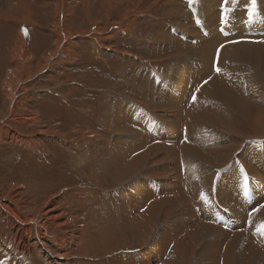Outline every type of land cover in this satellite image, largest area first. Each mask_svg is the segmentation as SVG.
<instances>
[{
    "label": "rangeland",
    "instance_id": "1",
    "mask_svg": "<svg viewBox=\"0 0 264 264\" xmlns=\"http://www.w3.org/2000/svg\"><path fill=\"white\" fill-rule=\"evenodd\" d=\"M160 1L0 0V264H165L166 260L170 264H185L174 249L170 250L179 238L186 239L192 247L193 260H199L204 252L209 259L214 252L217 259L222 257L234 238L240 240L235 254L247 253L250 246L260 252L261 244L264 245V218L258 217L264 208V97L258 95L240 96L241 102L251 108L243 105L249 120L226 104L221 105L220 100H211L208 110L223 111L225 115L219 127L208 125V131L203 129L201 138H207L204 134L216 138L214 146L209 145L206 150L214 148L219 153L212 168L183 173L190 182L185 191L192 196L188 201L200 199L204 205L199 209L204 214L194 212L179 219L172 216L173 221L166 223L167 230H163L167 220L158 214L155 230L143 227V233L136 234L137 231L127 229L128 225L141 222L146 208L151 207L144 205V199H148L147 184L166 198H180V193L176 184L166 182L163 176L147 179V184H143L146 182L143 174L148 170L137 176L126 171L125 180L115 178L121 173H111L105 163L106 159L110 162L116 157L112 149L103 157L102 144L115 148L121 140L122 145H128L140 135L154 139L173 136L179 143L176 145H180L182 135L167 125L179 106L167 108L164 104L165 100L169 103L180 99L183 93L186 101L192 96L190 89L200 95L198 90L202 87L196 90L194 83L201 82L198 77L203 75L201 45L183 42L199 38V42L206 44L202 38L205 35L195 31L192 37L190 32L195 29H191L189 20L196 18L201 21L199 29L203 24L209 31L221 25L224 18L237 19L239 27L246 24L243 11L239 16L242 7L239 9L236 5L243 4V0H224L230 9L234 8L226 14H218L220 6H214L212 22L208 20L210 11H206L203 0H162L165 2L162 7ZM263 1L260 0L261 12L255 14L259 24H264ZM234 4L236 7H232ZM191 10H195L197 17H191ZM125 20L130 24L128 30L123 28ZM227 31L217 37L234 32L230 28ZM261 35L264 39V31ZM230 38L234 42L237 36ZM178 43L182 50L175 48ZM23 46L26 49L22 50ZM215 50L214 47L211 55ZM244 60H222L223 67L226 70L228 63V73L233 77L238 68H232L231 63L240 64L242 70L243 64L247 65L251 71L248 75L264 90V78H257L252 64ZM21 62L25 66L20 76ZM178 71L190 77V87L184 88L185 77L180 80ZM152 75L160 79L153 80ZM16 77L21 82L14 85ZM11 80L13 90L8 87ZM212 83L210 80L204 89L213 86ZM225 84L227 89L229 84ZM220 90L218 86L216 96ZM159 102L161 107L157 110ZM131 110L155 114L157 119L159 114L164 121H160L157 129L148 128L149 133L131 121L136 126L130 128L135 136L133 133L126 136L116 123L117 118L123 120ZM145 121L149 126L150 119ZM189 136L192 135L188 130ZM117 146L121 148L120 143ZM176 149L180 157L163 152L161 163L165 157H172L186 164L185 160L181 161L182 146ZM137 156L129 158L140 157ZM237 158L238 162L234 163ZM255 165L259 175L255 174ZM223 168L225 172L221 175ZM255 194L259 198H253ZM195 202L196 205L198 202ZM5 205L8 212L15 214H9ZM90 217L101 230L106 250L88 246L89 233L81 228L88 224ZM255 225L262 231L259 238L252 229ZM210 226L222 227L226 236H219ZM245 231L257 238H249L247 234L240 237ZM43 235H46L45 241ZM159 237H163L164 243ZM186 247L181 249L185 256L189 254ZM257 255L251 253V257ZM256 258L247 264H264ZM229 264L237 263L230 261Z\"/></svg>",
    "mask_w": 264,
    "mask_h": 264
},
{
    "label": "bare ground",
    "instance_id": "2",
    "mask_svg": "<svg viewBox=\"0 0 264 264\" xmlns=\"http://www.w3.org/2000/svg\"><path fill=\"white\" fill-rule=\"evenodd\" d=\"M211 2L213 3V1H211ZM212 3H210V5H209L210 14H209V19L208 20L210 22H212V20L213 21L215 20V15L213 14L215 11L210 9V8H212ZM263 4H264V1H263ZM211 11L213 13H211ZM25 17H23V18H25ZM217 17L220 18L221 16L220 17L217 16ZM22 20H24V19H22ZM223 21H225V22H224V24L221 23V25L224 26L226 30H227V28H230L228 26H230L232 24L231 20H228V19L226 20L224 18ZM123 28L128 30L130 28V24L128 25V23L125 22ZM230 30H231V28H230ZM197 31L199 32V31H202V30L200 29V30H197ZM217 33H219V32H217ZM233 33L234 32L227 33V34L230 37V36L233 35ZM229 37H226L225 40H228ZM210 48H212V47L208 46V48L206 49L207 52H209ZM21 49L22 50L26 49V46H23ZM177 49L180 50L179 47ZM22 50L20 51L21 54H22ZM178 50H177V52H178ZM247 53H248V51H247ZM201 55H202V62L204 64L202 66L203 67L202 71L204 73H206L205 77H209L205 81H202V79L200 77H198L199 80H201V82H199L197 84L194 83V89L198 90L200 87H202L200 90H198V91H200V95L201 96L200 95L198 96L194 90L190 89V91L189 90L188 91L192 92L191 93L192 96L187 98L186 101H185V97L186 96L183 93V94H181L180 99L179 98H178V100L175 99L174 102H169V103H168L167 100H165L167 103L165 102V104H164L167 108H171L173 105L174 106H179L174 113L170 110L172 112V114L169 117V121H167L168 122L167 125H169L168 127H170L171 131L177 132V134L179 133V135H182L180 145H176V144H179V143H178L177 140L175 141V137H173V136L164 137V138H160V139H156V138L154 139V137H152V136L144 137V136H140V135H137L135 139L133 138L128 145H124V144L122 145L121 140H119L120 142H118V143L116 142V147L115 148L114 147L109 148L108 143H103L102 144L101 151H102V154L105 153V154H103V157H106L107 155H109L108 151L110 149H112L113 156L116 157V159L114 158L115 160H112L110 162H109V160L106 159V163H105V167L108 168V169H111L110 170L111 173L113 172V174L115 173V175L121 173L115 178H117L119 180L120 179L121 180H125L126 174L128 173V172L126 173V171H129V173L131 175H136L137 176L141 172H143L145 170H148V171H146L145 174H143V178H146V182L143 183V184H147V179L148 180L149 179H154L155 180V179L158 178V176L159 177L163 176V179L166 182H168V181H170L171 183L174 182L176 184L178 190H179V193H180L179 197L180 198H174V197L173 198H166L165 194L159 193L155 188L149 187L148 184H147L146 193H147L148 199L147 200L144 199V205L145 206L148 205L149 207L150 206L151 207L149 209L146 208V210L144 212L145 214L143 215L144 216L143 220L141 222H137L135 224L127 226V229L129 231H132V232L137 231L136 234H142L143 233V231H142L143 227H145V228L149 227V228L155 230L156 229V225H157L155 217L158 214H161L163 216V218L165 220H167V222H165V224L163 225V227H164L163 230H167L168 229V227L166 226V223L172 222L173 221L172 219H174V218L179 219V217H182V216L183 217H186L188 215L191 216V213H194V212L200 213V214H204L203 212L200 211L201 209H199V208H201L204 205L201 202L200 199L197 198V199H193V200L188 201V199H190L192 196L190 194L185 193V191H186V185H190V182L183 176V173L192 172L195 169H205L206 167L212 168L213 167V163L212 162H213L214 158L216 157V155L219 153L214 148H210V149L206 150L209 145L212 146V147L214 146V142H215L216 138L212 139L207 134H204V136L206 135V137H207L206 139H202L201 138L202 135H203V134H201L203 132V129L208 131L209 130L208 125H211L213 127H216V126L219 127V125L223 121V117L225 115L223 111L208 110V109H210L211 100H214L216 98L217 100H220V103H222L221 105H225L226 104L232 110L233 109L235 110V107H237V105H238V103H240V101L229 90L225 89V85H226L225 82L223 83L220 80V77L223 74H225V71H222L224 61L223 62H219L220 60L218 62L216 60L213 61L214 58H215L214 57L215 53L210 56V57H212V59H209L203 53V51L201 52ZM222 56L224 57L222 60H225V58L227 59L225 54L224 55L222 54ZM18 57H19V54H18ZM245 57L247 58L248 56L245 55ZM22 58H24V57L22 56ZM249 58H250V60L253 61V64H255V65L264 63V47H260L258 50H255V54H253V52H252V54L249 55ZM26 60H28V59H26ZM190 64L191 63H189V66H190ZM24 66H25V62H24V64H23V62H21L19 64V68H18L19 71L18 72H19L20 76L23 74V72H21V71L23 70ZM217 73H220V74L217 76L216 75ZM177 75H178V78L180 80L184 76V75H182V72H180V71L177 72ZM211 75L212 76L214 75L215 79H212ZM184 77H185V80H186V82H185V80H184V82H182L184 88H186V86L190 87V82H189L190 81V77H186V76H184ZM15 79H14L15 81L13 80V84L14 85H16L18 82H21V80L18 77H16ZM210 80H213V83H212L213 86L209 85L206 89H204V87L209 84ZM13 84H12V80L9 81V83H8V87H10V89H12V90L14 89L13 88ZM218 86H221V90H220L219 95L216 96L215 95V91L218 88ZM208 88H210V89H208ZM9 94H10V92H9ZM223 96H225L226 98L223 99ZM198 98H199V100H198ZM160 99H161V97H160ZM178 101L180 102V104H177ZM184 103H186V104H184ZM156 105H158L157 108L154 107V106H152V107L156 108L157 110L160 109V107H161L160 102L158 104H156ZM243 105L240 104L238 106L237 111L236 110L235 111L237 113H239V111L241 113H243ZM240 107L242 108V111L240 110ZM201 109H205V110H201ZM117 115H118V113H117ZM127 116L125 114L123 120H120V119L117 118L116 125H117V128L119 130H121V132H123V134H125L126 136H129V134L131 135V133H133V132H131L130 128H133V127H136V126L132 125V123L128 119L129 116L128 117ZM157 116H158V119L159 118L161 119L160 121L163 120L162 116H160L159 114ZM244 116L247 119L249 118L248 117L249 115H247V114H245ZM133 118H134V120H136L135 117H133ZM137 127H142V126H137ZM188 130H189V133L192 136L188 137ZM149 131H150V129H148V133H149ZM210 133H211V131H210ZM133 135L135 136L134 133H133ZM155 135H157V134L155 133ZM12 140H13V138H12ZM124 142L125 141L123 140V143ZM15 143H17V142H15ZM119 143L121 144V148L117 146ZM181 146H182L181 151L184 154V157L182 158L181 161L183 162L185 160L186 164L179 163L176 160L174 161V159L172 157H165L166 159H165L164 163H161L163 161V159H164V156L161 157L160 154H163V152L171 153L174 158L180 157V155H178L179 152L176 149V147L180 148ZM134 150H137V151L133 152ZM206 151H209V152L206 154L205 153ZM121 153H123L124 156L121 155ZM157 153H159V154L157 155ZM135 155H138L140 157L137 158V159L134 158L133 160H135V159L136 160L133 162V160L131 158H129V157L130 156L134 157ZM220 155H221V153H220ZM126 156H127V159L125 158ZM126 162H127V164H126ZM202 164H203V166H202ZM151 165H152V167H151ZM254 170L257 171V173H255L256 175L260 174L259 168L256 165H255ZM171 174L173 175L172 178L169 177ZM211 189H212V185L210 186V190ZM159 194H161L162 196L159 195ZM211 194H212V191H211ZM70 196H72V195H70ZM195 201H197L200 204L198 205V203H197L195 205L194 204V203H196ZM222 201L223 200H221V202ZM131 202H127V204L131 203ZM223 203H224V201H223ZM139 204H141V203H139ZM136 206H137V204H136ZM159 206H162L163 209L161 207H159ZM206 206H208V205H206ZM5 208H6L7 212H8L9 209L7 208L6 205H5ZM128 209H130V208H128ZM259 212L261 213V214L258 215L259 219H263L264 218V208L262 210H260ZM8 213L9 214H15V212H12V211H10ZM141 213H142V211H141ZM15 216L17 217V219L20 218L18 214H16ZM172 216H174V218ZM134 221H137V220H134ZM179 225H180V223H179ZM179 225H177V226H179ZM83 226L84 227L81 228V229H85L89 233L88 240L91 241V242H90V245H88V246L94 245L99 250H106L105 245L107 243H103L102 242V238H101L102 235H101V232H100L101 230H99L100 228L97 227V225L95 223V220L90 217V219L88 220V224L85 223ZM257 227L258 226L255 225L252 229L256 232V234H257V236L259 238V236H260L259 233L262 232V231H259L260 229H259V227L258 228ZM210 228L214 232H218L219 236H221V237H225L226 236L225 233H224V230L221 229L222 227H220V226H212L211 227L210 226ZM102 233H103V231H102ZM95 234H97V235H95ZM244 234H247V236H249V238L251 237L252 239L257 238V236L253 237V235L250 232H248V231H245V233H243V234L240 233L239 236L242 237ZM160 235H162V234H157V236H160ZM42 237H43L42 239L44 241L47 239L46 235H43ZM168 237H169V235H168ZM162 238H160V240H162ZM167 239H169V238H167ZM171 239H172V237H171ZM234 239H235V241H233V243L231 242L232 244L228 245L226 247V251L224 253H222L223 254L222 257H218V259L216 257L217 254L215 255L216 252H214V255H212V259L210 258L211 260L207 256L208 253L204 252V253L200 254L199 260H197V258H196V260L195 259L193 260L192 247H190L188 245V243L185 242L186 239H183V238H179L177 240L175 246L171 247L170 250L174 249V251H176L177 255L179 256V259H181L185 264L186 263L187 264H191L190 263L191 261L193 263H195V262L199 263L200 262V264H213L215 262H217L216 264H219V262L221 264H229L230 261L233 262V263H237V264H247L250 259H255L256 257H257L256 259L264 261V259H263V257H264V245L262 246V244H261L260 252L257 251V250H254V247L250 246V250H248L247 253H243V254L239 255L237 253L235 254V252H236L235 249H237L236 244H237V242L240 243V240L236 239V238H234ZM222 242H223V240L220 241L219 243L222 245ZM159 243H160V241H159ZM163 243H164V241H163ZM185 245L187 246L186 248H187V250L189 252V254L187 256H185L181 252L182 251L181 249ZM94 246H93V248L95 249ZM169 246H170V244H169ZM217 246H218V244H217ZM83 247H85V246H83ZM210 247L214 250V246H210ZM219 247H222V246H219ZM215 248L217 249V247H215ZM90 249H91V247H90ZM96 252H99V251L97 250ZM252 252L256 253L258 255L251 257V253ZM260 254L263 256L261 259L259 257ZM113 264H114V262H113ZM165 264H170V263H169L168 260H166Z\"/></svg>",
    "mask_w": 264,
    "mask_h": 264
},
{
    "label": "crops",
    "instance_id": "3",
    "mask_svg": "<svg viewBox=\"0 0 264 264\" xmlns=\"http://www.w3.org/2000/svg\"><path fill=\"white\" fill-rule=\"evenodd\" d=\"M212 1H213V3L211 2V0H203V3H204V6H205L206 11L209 9V6L208 5L210 3H212V8H210L212 10L214 9V5L215 6H220V7H218V10H219L218 14H226V12L234 11V8H231L230 9V4L228 5V2H224V0H212ZM219 1H221V4H219ZM164 3L165 2L161 0L159 2L160 7H162L163 6L162 4H164ZM236 5H237V7L239 9H240V6L242 7L240 9L239 16H241L242 11H243V23H246V24H242V26L239 27L240 25L237 24V22H238L237 19L236 20L235 19H232V18H231L232 20L231 19H228V20H231V22H232V24L230 26H228V27H230L232 30H234L233 35H236L237 36V38L233 42L234 39H231L230 38L231 36L229 37L227 35L229 37V40H231L233 43L232 42L229 43V40L228 41L225 40L226 37H217L220 34V32L226 31V29H225L224 26L221 27L220 25H217L213 29V31H209V30H207L204 27L203 24H202L201 30L203 31V34L205 35V37H202V38L203 39L205 38V43L206 44H204L203 39H202L203 42H199V38H197L199 36V34H197V37H196L197 39L196 40L192 39V42H190V43L189 42H183V40H182V42L183 43H187V44L193 43V45L195 44L196 47H198L199 45H201V49H207L208 46H211L212 48H211V50L209 52H206V51L202 50L203 53L208 58H210V55L212 53V49H214V47H215L216 48L215 55H214L215 58H214L213 61L216 60L218 62L219 61V57L220 58L223 57L222 54L223 55L225 54V56L227 57V59L225 58V60H231V58H232V61L235 60V61L242 62L243 59H245L244 60V61H246L245 63L252 64V67L251 66L250 67H251V69L254 68L255 71L257 72V74H258L257 78L263 79L264 78V63L255 65V64H253V61L250 60V58H249V55H251L252 52H253V54H255V50H258L260 47H264V39H262V38L259 39L258 36H256L254 38V36L256 34L257 35L260 34V32H259L260 29H261V32L264 31V24L257 23L258 22V19H257L256 15H255V14L261 12L260 11L261 10V2H260V0H243V4L236 3ZM191 6H189V7H191ZM234 6H235V4L232 7H234ZM190 9H193V8H190ZM191 12H192V10H191ZM211 13H213V12L211 11ZM192 14H193V16H191V17H197L196 16V13H195V10H193ZM204 14H206V12H204ZM204 14H203V16H204ZM252 15H255L254 16L255 19H252V17H251ZM262 15L263 14L261 13V17H262ZM196 21H197L196 18L194 20H192V19L189 20V23H190L189 25H190L191 29L192 30L195 29V30H193V31L190 32L192 34V37H194V34L196 33L195 31L200 30L199 28L201 27V24H200L201 21H197L198 27L195 26ZM249 21H251V23H249ZM125 22H127V21L125 20ZM224 22H222V23L224 24ZM238 27H239V29L237 30ZM168 32L171 34V31H169V29H168ZM217 32H219V33H217ZM161 33L162 32L159 31L158 34H157V36L160 37L162 35ZM210 33H213V34L210 35ZM243 33H244V35H243ZM166 36H167L166 38L168 39V35H166ZM175 39H177V38H175ZM220 41H224L225 43L222 42V44H220ZM231 44H233V45H231ZM174 46H175V48H176V46L180 47L179 46V43H178V45H174ZM167 47L168 46H166V48ZM244 48L248 51V53H247V51ZM180 50H182V48H180ZM245 55H247L248 57L246 58ZM211 59H212V57H211ZM184 62H180L179 64L180 65H184ZM219 62H223V61L220 60ZM179 64L177 65V68H178ZM225 65H226V70L224 69V67L222 69V71H225V74H223L221 76L222 78L220 77V79L229 84V85H227V90H229L240 101V103H238L237 107H235V110L238 109V106L240 104H242V105L244 104V106L247 109L250 110L251 108H250V106L248 104H246L245 102H243V103L241 102L240 96H243V95H258L261 98H263L264 97V90L262 89V87L259 84H257V82H256V80H255L254 77L252 78V76H249L248 75L251 71H250V68L247 65L243 64V70H242L240 64H235L234 65L233 63H231L232 68H238V72L233 77H231L230 74L228 73V63H226ZM177 68H175L174 70H176ZM202 74H203L201 76L202 81H205L206 79L209 78V77H205L206 73H204L203 71H202ZM219 74L220 73H217L216 75L218 76ZM214 77L215 76L213 75L212 78H214ZM237 115H241L243 119L249 120V118L246 119V117L244 116V112L241 113L239 111V114H237ZM237 115L235 113L233 114L234 117H237ZM128 116H129L128 119L131 122V119H130L131 118V115H128ZM252 142H255V141L253 140ZM124 256H125V252H124ZM131 258H133V257L130 256V260H131ZM134 261L137 262L138 259L137 258H134Z\"/></svg>",
    "mask_w": 264,
    "mask_h": 264
}]
</instances>
